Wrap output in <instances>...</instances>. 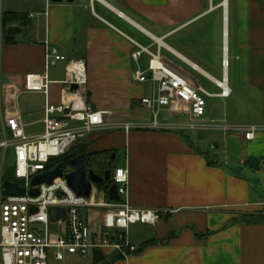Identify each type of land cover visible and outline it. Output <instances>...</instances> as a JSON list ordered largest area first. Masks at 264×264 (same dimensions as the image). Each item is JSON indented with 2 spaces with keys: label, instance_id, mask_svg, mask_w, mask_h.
Returning a JSON list of instances; mask_svg holds the SVG:
<instances>
[{
  "label": "crops",
  "instance_id": "crops-1",
  "mask_svg": "<svg viewBox=\"0 0 264 264\" xmlns=\"http://www.w3.org/2000/svg\"><path fill=\"white\" fill-rule=\"evenodd\" d=\"M7 12L19 19L9 27L25 28L29 42H5ZM135 44L159 47L179 71L183 65L218 90L211 94L220 92L213 82L226 78L229 96L206 99L201 120L219 128L196 131L208 134L197 142L207 150L172 128L188 123L187 115L163 109L172 122L152 127L151 110L140 105L151 84L132 78L146 70L149 57L135 63ZM47 47L83 62L86 104L106 113L107 124L133 126L96 131L76 144L85 148L86 166L126 168L129 205L168 212L155 227L129 228L137 251L127 258L106 250L57 261L49 252L47 264H264V130L251 141L240 130L264 127V0H0L4 109L20 114L28 136L43 132L45 102L73 100L63 84L65 62L47 71V98L42 92ZM20 95L29 96L22 108ZM250 160L259 162L258 170L249 168ZM86 213L96 229L100 211Z\"/></svg>",
  "mask_w": 264,
  "mask_h": 264
},
{
  "label": "built area",
  "instance_id": "built-area-1",
  "mask_svg": "<svg viewBox=\"0 0 264 264\" xmlns=\"http://www.w3.org/2000/svg\"><path fill=\"white\" fill-rule=\"evenodd\" d=\"M32 17V16H30ZM131 55L138 63L142 55L149 57L146 70L137 69L132 78L138 83H150L151 95L140 100V105L148 108L153 116V128H163L159 124V113L163 109L175 115H187L189 122L173 126L177 130L207 131L219 128L202 122L206 111V99L228 97L225 77L214 85L220 90L216 95L198 85L186 74L164 60L159 47L156 51L136 45ZM66 63V92L73 96L68 104L52 106L45 102L43 109V132L38 136H28L19 113H8L1 102L0 86V264H47L49 252L57 261L65 255L87 257L91 252L112 251L123 258L134 254L137 248L129 241V228L134 225L155 227L168 214L166 211L136 210L127 199L128 171L114 168L110 179L103 184L116 187L118 201H109L107 191L98 190L92 184L89 198L77 197L67 186L64 177L55 179L51 185L41 184L31 187V180L48 169L51 161L60 158L76 144L96 131L133 128L130 124L110 125L104 121V112L86 104V72L83 62L67 61L56 49H45V73L42 92L47 98V71L59 63ZM222 67H227L223 60ZM76 88L73 90L72 87ZM245 140L254 139L256 132L264 127L248 126L240 128ZM12 158L14 174L6 181L24 188L21 197L8 196L3 188L2 168ZM71 168H63V175ZM37 189V197H30L29 191ZM61 196L58 197L57 193ZM95 196H99L96 200ZM30 208L35 212L30 213ZM63 209L64 220L51 222L49 210ZM99 210L100 217L96 229L91 227L86 212Z\"/></svg>",
  "mask_w": 264,
  "mask_h": 264
},
{
  "label": "water",
  "instance_id": "water-1",
  "mask_svg": "<svg viewBox=\"0 0 264 264\" xmlns=\"http://www.w3.org/2000/svg\"><path fill=\"white\" fill-rule=\"evenodd\" d=\"M62 0H52L53 3L61 2ZM71 1V0H67ZM5 36L9 40H14L15 38L19 43L29 42L28 32L25 28L19 27H9L5 31ZM76 87L73 86L74 90ZM71 171L63 175V164L57 165L52 171L41 174L31 180V187H37L41 184L51 185L55 179L64 177L67 186L71 191L77 196L82 198H89L92 192V184L100 185L104 182H108L110 179V171L106 170L103 176L97 175L92 170L86 169L85 157L83 154L71 159L68 163ZM248 166L252 170H258L259 162L255 160H250ZM3 188L8 196L11 197H21L25 194L24 188L18 186V184L10 181L3 182ZM39 194L37 189H32L29 191L30 197H37ZM57 196L60 197L61 193L58 192ZM107 198L109 201H118V196L116 193V187L111 186L107 193ZM35 209L30 208V213H34ZM51 222H57L59 220L63 221L65 217V211L63 209L51 208L49 210Z\"/></svg>",
  "mask_w": 264,
  "mask_h": 264
},
{
  "label": "rangeland",
  "instance_id": "rangeland-1",
  "mask_svg": "<svg viewBox=\"0 0 264 264\" xmlns=\"http://www.w3.org/2000/svg\"><path fill=\"white\" fill-rule=\"evenodd\" d=\"M168 59L172 60V62L175 63V61L168 57ZM177 63V62H176ZM180 65V64H179ZM174 66V65H173ZM184 70V74H186L188 77H190L192 80H194L195 82L198 83V85H200L202 88H204L205 90H207L208 92H215V91H218L217 89H215L214 87H212L207 81H205L203 78H201L200 76H198L197 74L191 72L187 67L183 66V65H180ZM220 79V78H219ZM2 80L1 83L4 82V80L2 79V76H1V79L0 81ZM146 96H149V87L147 86L146 88ZM4 99H5V96L2 92L1 94V102H2V105L4 107L5 105V102H4ZM29 100V96L27 95H20L18 97V106L20 108L26 106L27 102ZM150 120H151V116H149ZM158 122L161 124L163 122V120L165 119V121H168V122H172L171 119L167 118V116L164 115V113L160 112L159 113V117H158ZM179 121L181 122H184L183 119H179ZM181 132L183 138L185 140H189L191 141L196 147L202 149V150H205L206 148H202V146H200L199 144H197V142L201 141L203 139V137H207L208 134H200L196 131H191V130H181L179 131ZM210 134V133H209ZM211 134H214V133H211ZM207 150V149H206ZM122 152L120 151L119 155H118V160H119V163L121 162L122 160ZM117 165V164H116ZM118 166V165H117ZM86 169L87 170H94L96 172H98L96 169L90 167V166H86ZM114 169V168H113ZM13 174H14V168H13V161H12V158H10L9 156V159L7 160V162L5 163V166L2 168V171H1V176H3V178H6V179H10L13 177ZM95 199L98 200L99 199V196H95ZM133 226L130 227V229L133 231ZM134 231H136V229H134Z\"/></svg>",
  "mask_w": 264,
  "mask_h": 264
},
{
  "label": "trees",
  "instance_id": "trees-1",
  "mask_svg": "<svg viewBox=\"0 0 264 264\" xmlns=\"http://www.w3.org/2000/svg\"><path fill=\"white\" fill-rule=\"evenodd\" d=\"M18 16H16L14 13H4L2 15V19H1V27H2V35H3V39L5 40V42L10 43L13 40H9L6 38L5 36V31L6 29L13 23L19 21V19L17 18ZM24 20V19H23ZM22 20V22H23ZM21 21V20H20ZM21 25H23V23L20 22ZM83 154L85 157V162L88 159L87 155H86V151L85 148L82 146H76L73 149H71L67 154H65L64 156L57 158L53 161L50 162V164L48 165V169H54L57 165L59 164H63L64 165V169L68 168L69 165V161L75 157H77L78 155ZM7 179H4V181H6ZM98 190H104L107 191L109 190V186L105 185V184H100V185H96Z\"/></svg>",
  "mask_w": 264,
  "mask_h": 264
},
{
  "label": "flooded vegetation",
  "instance_id": "flooded-vegetation-1",
  "mask_svg": "<svg viewBox=\"0 0 264 264\" xmlns=\"http://www.w3.org/2000/svg\"><path fill=\"white\" fill-rule=\"evenodd\" d=\"M106 170H109L110 173H111V171L113 170V168H112V167H106L105 169L101 170L100 172H96V174L102 177V176H103V173H104Z\"/></svg>",
  "mask_w": 264,
  "mask_h": 264
}]
</instances>
